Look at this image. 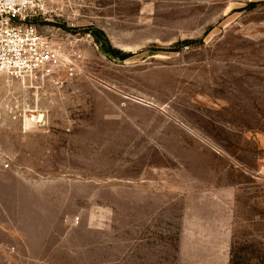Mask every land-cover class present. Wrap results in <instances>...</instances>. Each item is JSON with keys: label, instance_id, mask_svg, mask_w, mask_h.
Returning a JSON list of instances; mask_svg holds the SVG:
<instances>
[{"label": "rangeland", "instance_id": "rangeland-1", "mask_svg": "<svg viewBox=\"0 0 264 264\" xmlns=\"http://www.w3.org/2000/svg\"><path fill=\"white\" fill-rule=\"evenodd\" d=\"M36 3L75 68L0 75V264H264V0Z\"/></svg>", "mask_w": 264, "mask_h": 264}, {"label": "built area", "instance_id": "built-area-1", "mask_svg": "<svg viewBox=\"0 0 264 264\" xmlns=\"http://www.w3.org/2000/svg\"><path fill=\"white\" fill-rule=\"evenodd\" d=\"M36 1L0 0V75L30 84L42 82L61 67L69 71L75 68V59L27 24L39 7ZM22 114L27 126L45 124L35 109L25 107Z\"/></svg>", "mask_w": 264, "mask_h": 264}, {"label": "trees", "instance_id": "trees-1", "mask_svg": "<svg viewBox=\"0 0 264 264\" xmlns=\"http://www.w3.org/2000/svg\"><path fill=\"white\" fill-rule=\"evenodd\" d=\"M112 53H113V55H114V56H116V57H117V54H116V52H115V51L113 52V50H112Z\"/></svg>", "mask_w": 264, "mask_h": 264}]
</instances>
